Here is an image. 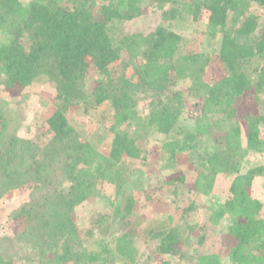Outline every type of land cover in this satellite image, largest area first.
I'll list each match as a JSON object with an SVG mask.
<instances>
[{"label":"trees","instance_id":"16d2710c","mask_svg":"<svg viewBox=\"0 0 264 264\" xmlns=\"http://www.w3.org/2000/svg\"><path fill=\"white\" fill-rule=\"evenodd\" d=\"M142 1L33 0L24 4L21 0H0V86L18 95L35 78L45 75L56 81L58 97L65 106L82 101L86 113H91V109L107 101L116 123L144 133L137 137L112 130L110 153L105 154L76 134L62 111H57L47 121L53 136L39 147L16 134L0 106V198L13 183L21 182L19 174L29 170L35 174L22 182L30 196L5 217L12 232H0V264H97L102 255L112 251L104 245V238L93 241L97 245L94 248L77 237L75 208L94 193L98 180L112 179L121 202L130 198L123 157L138 158L140 137L152 132L168 136L183 119L186 103L183 94L173 89V69L179 79L192 78L188 92L201 104V112L193 129L179 128L174 137L162 142L161 154L172 158L195 151L202 133L225 130L222 122L237 116L246 123L247 149L237 141L234 148L219 147L200 157L194 193L210 194L220 172L237 175L227 201L211 205L212 212L215 217L231 218L226 237L232 262L264 264L263 203L249 193L254 177L264 174V165L246 173L241 171L248 150H264L260 137L264 114L249 109L264 92V62L253 65L264 56V28L258 39H251L256 21L246 7V3L254 2L264 8V0H152L161 8L169 4L164 13L171 19L193 13L202 5L217 6L209 8L207 26L212 39L221 36L216 54L184 53L176 68L172 55L178 35L168 26L160 25L146 35L118 34L116 25L141 15ZM241 21L244 22L237 29ZM124 53L127 60H122ZM138 61L140 71L134 79L128 68ZM117 65L121 70L114 72ZM250 69L255 80L248 75ZM208 70L222 74L224 84L212 85L204 80ZM91 72L102 79L90 90L87 78ZM142 101L146 105L144 112L139 109ZM240 104L247 109L244 113L238 108ZM204 120H209V126H202ZM173 194L178 195V189ZM99 218L97 225L105 236L109 232V225L104 224L108 216ZM150 232L151 238L158 240L156 252H176L179 227L159 225ZM113 241L125 264H138L140 253L128 234ZM198 261L219 264L218 255H200Z\"/></svg>","mask_w":264,"mask_h":264},{"label":"rangeland","instance_id":"374dc122","mask_svg":"<svg viewBox=\"0 0 264 264\" xmlns=\"http://www.w3.org/2000/svg\"><path fill=\"white\" fill-rule=\"evenodd\" d=\"M33 0H21L28 4ZM142 13L140 16L116 25L118 34L143 33L149 34L160 25H166L178 35L176 49L172 55L175 68L180 56L184 53L205 52L215 55L221 42V36L212 39L207 32L210 9L216 5L200 6L193 13H184L176 19L167 17L164 11L169 7L165 4L161 8L152 0L141 2ZM217 7V6H216ZM219 7V6H218ZM248 14L256 21V28L251 33V39H258L264 28V8L254 2L246 3ZM238 25L240 29L242 23ZM116 41V38L113 37ZM123 54L122 60H127ZM264 56L258 57L253 63L260 66ZM140 62L128 68V73L136 79L140 71ZM117 65L114 72H119ZM173 89L181 92L185 99L186 107L179 128L193 129L199 119L201 104L189 94L192 78L179 79L177 70L173 69ZM248 75L255 80L253 70ZM223 75L212 70L204 75V80L212 85L222 86ZM102 78L91 72L87 78V87L91 90ZM59 90L56 81L40 75L20 94L11 95L0 86V106L11 120V127L18 136L32 140L39 147H43L53 136L48 128L47 121L57 111H62L67 123L95 150L109 154L114 132H127L132 136L144 135L142 131L133 126L119 125L116 123L114 110L109 102L99 103L86 113V106L82 101L73 102L71 105L59 99ZM249 109L256 113L264 114V92L258 95L257 101ZM143 103V104H142ZM145 103L140 102L139 109L145 111ZM241 113L247 110L244 104L238 106ZM240 115V114H239ZM202 126H209V120L201 121ZM226 123V124H225ZM222 122L225 130L212 129L210 133H202L198 139L195 151L179 153L174 157L162 156V142L174 137L180 129L177 128L168 136L152 132L145 138H139L141 154L138 158L124 156L127 172L128 191L131 192L127 201L121 202L116 196V185L112 179L98 180L94 193L75 208L74 223L77 237L85 240L86 246L97 248L94 242L104 238V245L112 251L102 255L97 264H125L123 258L115 251V237L128 234L135 242L140 253L138 264H198L200 255H218L219 264H235L229 257V246L226 232L231 226V218L226 215L215 217L211 205L223 204L227 201L231 185L237 176L234 173L220 172L215 176L210 194L194 193L195 184L199 175L200 164L205 151H214L217 148H234L240 141L242 149H247V126L240 117ZM236 130V131H234ZM237 132V133H234ZM142 135V136H143ZM260 137L264 140V124L260 125ZM264 149V146H263ZM264 165V150H248L243 157L242 173L249 169ZM34 173L27 171L19 174L20 183H13L10 191L0 198V232H12L10 224L5 222V217L20 203L30 196L22 182L30 180ZM35 175V174H34ZM32 178V177H31ZM182 178V180H180ZM178 189V195L173 192ZM251 197L263 203L262 216L264 217V174L256 175L249 188ZM130 205V207H127ZM193 206L190 209V206ZM130 208V209H129ZM100 215H107L104 224L109 225L107 235L101 233L97 225ZM162 225L164 228L179 227L180 240L176 252L160 254L156 252L158 240L151 238V229ZM91 231V232H89ZM94 241V242H93ZM91 244V245H90ZM99 250L101 249L98 248ZM18 264H25L18 262ZM26 264H32L28 262ZM73 264V263H67ZM96 264V263H94Z\"/></svg>","mask_w":264,"mask_h":264}]
</instances>
